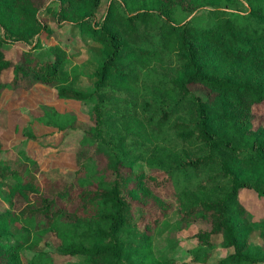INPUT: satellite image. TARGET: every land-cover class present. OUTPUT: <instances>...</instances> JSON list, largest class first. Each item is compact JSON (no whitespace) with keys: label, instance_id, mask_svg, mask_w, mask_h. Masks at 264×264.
<instances>
[{"label":"trees","instance_id":"1","mask_svg":"<svg viewBox=\"0 0 264 264\" xmlns=\"http://www.w3.org/2000/svg\"><path fill=\"white\" fill-rule=\"evenodd\" d=\"M73 36L97 46L86 91ZM35 83L91 107L70 178L0 158V264H49L23 250L46 232L83 264L264 263V214L241 202L264 200V0H0V94ZM189 225L184 258L157 248Z\"/></svg>","mask_w":264,"mask_h":264},{"label":"rangeland","instance_id":"2","mask_svg":"<svg viewBox=\"0 0 264 264\" xmlns=\"http://www.w3.org/2000/svg\"><path fill=\"white\" fill-rule=\"evenodd\" d=\"M104 8L105 1H102L96 11L97 17L103 13ZM52 27L59 34L61 40L64 39V35L70 34L66 26L60 29ZM72 40L75 42L74 46L70 45L68 48L69 51L75 52V55L70 58L71 64H75L81 73L76 87L86 91L91 84V79L88 76L93 70V57L97 54V46L89 41H80L76 36H73ZM53 42H55L53 38L42 37L43 48ZM20 48H22L20 45L5 46L6 57H16ZM8 78V73L1 76L2 80H8ZM52 84L54 83H46V85L35 83L26 89L18 88L13 93L8 89L1 92L0 138L2 151L0 158L14 157L18 151H22L40 166L41 171L48 178L59 176L70 178L75 166L74 154L80 148V136L83 135L82 130L86 129L91 104L57 97L55 86ZM253 122L255 125L258 122L264 124V103L254 107ZM54 124H57L58 127ZM59 126L67 127V132L64 133ZM29 135L41 137L42 144L28 139ZM241 202L251 213L264 214V200L255 198L253 194L242 192ZM5 208H7V204L0 199V210ZM193 232V225L186 228L176 227L172 234L161 236L157 248L167 250L171 257L182 259L188 254L186 251L188 244H193L191 239ZM251 238L254 242L262 243L257 232H254ZM58 243L52 233L46 232L36 248L23 250L29 257L37 252L52 254V257L49 256V264H83L79 257H71L64 261L65 258L56 255ZM214 254L224 256L227 254V250L217 247Z\"/></svg>","mask_w":264,"mask_h":264}]
</instances>
